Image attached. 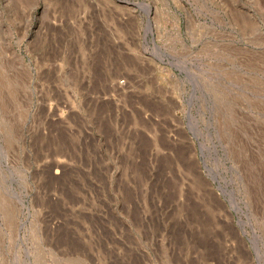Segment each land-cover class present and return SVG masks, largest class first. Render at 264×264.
Returning <instances> with one entry per match:
<instances>
[{
    "label": "rangeland",
    "instance_id": "rangeland-1",
    "mask_svg": "<svg viewBox=\"0 0 264 264\" xmlns=\"http://www.w3.org/2000/svg\"><path fill=\"white\" fill-rule=\"evenodd\" d=\"M0 264H264V0H0Z\"/></svg>",
    "mask_w": 264,
    "mask_h": 264
},
{
    "label": "bare ground",
    "instance_id": "bare-ground-1",
    "mask_svg": "<svg viewBox=\"0 0 264 264\" xmlns=\"http://www.w3.org/2000/svg\"><path fill=\"white\" fill-rule=\"evenodd\" d=\"M58 163V162H57ZM60 164V163H59ZM59 166V165H58ZM56 167V166H55Z\"/></svg>",
    "mask_w": 264,
    "mask_h": 264
}]
</instances>
